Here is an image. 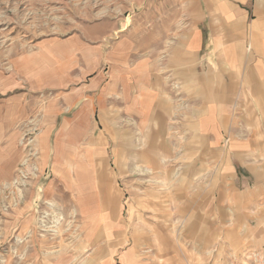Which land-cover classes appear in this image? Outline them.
<instances>
[{"label": "crops", "instance_id": "crops-1", "mask_svg": "<svg viewBox=\"0 0 264 264\" xmlns=\"http://www.w3.org/2000/svg\"><path fill=\"white\" fill-rule=\"evenodd\" d=\"M186 12L142 42L115 31V184L48 182L70 218L45 240L15 206L30 264H232L233 246L264 245V0Z\"/></svg>", "mask_w": 264, "mask_h": 264}, {"label": "rangeland", "instance_id": "rangeland-1", "mask_svg": "<svg viewBox=\"0 0 264 264\" xmlns=\"http://www.w3.org/2000/svg\"><path fill=\"white\" fill-rule=\"evenodd\" d=\"M192 1L0 0V171L14 164L0 180V264H30L31 225L44 240L69 227L55 193L42 196L48 182L115 184V88L104 87L117 30L139 41ZM17 205L33 218L23 231L11 225ZM240 246L232 264H264V245Z\"/></svg>", "mask_w": 264, "mask_h": 264}]
</instances>
